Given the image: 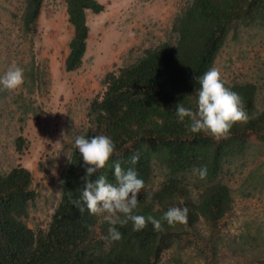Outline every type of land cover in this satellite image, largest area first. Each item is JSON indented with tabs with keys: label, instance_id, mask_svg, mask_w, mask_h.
I'll return each instance as SVG.
<instances>
[{
	"label": "trees",
	"instance_id": "trees-1",
	"mask_svg": "<svg viewBox=\"0 0 264 264\" xmlns=\"http://www.w3.org/2000/svg\"><path fill=\"white\" fill-rule=\"evenodd\" d=\"M74 35L69 43L65 70L82 68L91 29L87 14H100L105 6L98 0H65ZM45 0H24L21 25L33 39ZM264 26V0H190L175 19L176 43L164 42L144 50L133 63L106 75L105 92L97 96L88 111V128L80 135L91 139L106 135L115 144L108 165L90 179L105 175L115 183L113 164L134 167L144 181L134 214L160 219L171 207L188 209L186 224L162 230L151 223L140 232L116 225L122 238L108 242L109 224L100 216L83 214L71 204L79 199L86 175L78 149L73 148L62 178L60 203L46 229L33 230L27 224L39 198L32 173L23 166L0 173V264H160L164 254L186 237L206 242L205 250L216 260L223 221L234 205L232 188L223 181L229 166L244 159L254 147L253 138L264 148V96L253 83L225 86L243 100L246 123H237L227 139L219 141L204 133L192 134L178 122L175 106L196 110L198 77L211 68L229 41L244 29ZM261 99V101H260ZM26 140H17L23 151ZM139 153L133 166L130 158ZM207 167L201 180L194 169ZM156 170L164 180L157 189L149 188ZM254 180L260 177L252 176ZM208 230V236L203 233ZM205 251V253H207Z\"/></svg>",
	"mask_w": 264,
	"mask_h": 264
},
{
	"label": "rangeland",
	"instance_id": "rangeland-1",
	"mask_svg": "<svg viewBox=\"0 0 264 264\" xmlns=\"http://www.w3.org/2000/svg\"><path fill=\"white\" fill-rule=\"evenodd\" d=\"M98 1L105 10L87 14L91 33L84 64L67 72L74 30L66 1L45 0L33 39L21 25L24 0H0V79L13 64L24 72L18 90L9 92L0 84V173L18 166L32 173L39 192L27 219L33 230L46 229L60 203L75 137L88 128L90 104L105 92L106 75L133 63L146 49L176 43L175 19L190 0ZM214 68L228 84H256L262 99L264 26L231 35ZM21 137L26 144L20 152ZM253 142L251 153L223 176L233 190L234 205L222 224L220 236L226 243L217 259L205 250L208 241L193 236L167 251L160 264H264V148L255 138ZM163 180L156 170L149 188L157 189ZM203 233L208 236L205 227Z\"/></svg>",
	"mask_w": 264,
	"mask_h": 264
},
{
	"label": "clouds",
	"instance_id": "clouds-1",
	"mask_svg": "<svg viewBox=\"0 0 264 264\" xmlns=\"http://www.w3.org/2000/svg\"><path fill=\"white\" fill-rule=\"evenodd\" d=\"M198 83L200 87L196 110L178 103L175 106L178 122L184 123L187 118L190 123L185 127L192 134L204 133L216 141L227 139L235 124L246 123L248 120L242 98L225 86L216 68H211L202 77H198ZM0 84L9 92L18 90L24 84L23 69L16 64L11 65L0 79ZM73 147L78 149L83 159L86 175L82 178L80 198H70L69 202L81 214L87 210L90 215L103 217L110 226L108 235L102 239L110 243L119 241L122 234L117 230V224L123 227L131 222L132 230L140 232L148 223L153 225L155 231L162 230V221L170 227L187 223V208L171 207L160 219L134 214L139 203L138 194L145 187L134 167L125 169L120 161H116L113 164L115 183L109 182L102 174L94 182L90 179L105 169L114 154L115 144L110 137L97 135L88 139L84 135H78ZM139 159V153L133 154L130 164L135 166ZM193 171L201 180L206 179V166Z\"/></svg>",
	"mask_w": 264,
	"mask_h": 264
}]
</instances>
